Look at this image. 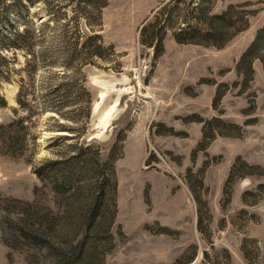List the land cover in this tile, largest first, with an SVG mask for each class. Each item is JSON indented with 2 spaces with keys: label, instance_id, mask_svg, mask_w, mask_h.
Returning <instances> with one entry per match:
<instances>
[{
  "label": "rangeland",
  "instance_id": "rangeland-1",
  "mask_svg": "<svg viewBox=\"0 0 264 264\" xmlns=\"http://www.w3.org/2000/svg\"><path fill=\"white\" fill-rule=\"evenodd\" d=\"M211 1L210 14L230 4L257 10L222 48L174 39L196 24L190 16L198 0H107L94 32L83 0H34L23 10L0 0V30L30 19L37 56L54 52L37 81L74 75L90 94L87 120L82 112L79 121L51 111L34 116L37 139L11 152L3 125L26 116L14 111V71L25 58L1 50L8 59L0 60V264H264V82L252 69L256 57L251 75L237 64L264 26V0ZM162 6L169 30L155 57L140 29ZM76 27L80 42L91 33L103 40L100 57L79 72L56 54L64 32ZM88 144L83 168L43 169ZM108 159L114 175L100 195L95 170ZM70 170L77 177L68 184Z\"/></svg>",
  "mask_w": 264,
  "mask_h": 264
},
{
  "label": "trees",
  "instance_id": "trees-1",
  "mask_svg": "<svg viewBox=\"0 0 264 264\" xmlns=\"http://www.w3.org/2000/svg\"><path fill=\"white\" fill-rule=\"evenodd\" d=\"M83 1L89 6V10L87 11H85L84 7L81 8V10L87 14L85 16L86 25L91 32H94V26L100 25V8L106 4L107 0ZM33 2L34 0H11V5L14 7L17 6L18 9L23 10ZM211 2V0H198V4L192 9L194 15L190 16L196 21V24L180 27L178 31L173 32V37L177 42L195 43L206 46L213 45L216 48H222L235 35L247 28L248 16L254 15L257 12V10L253 9H244L243 7L246 4L238 6L230 4L223 12L219 14H210ZM205 4L207 5L205 6ZM174 11L175 8L173 7L170 9L169 13L172 15ZM160 13H164L163 6L152 15L154 21L147 22L140 29L142 43L153 48L155 57L163 52V41L169 30L168 23L163 19H159L161 17ZM187 18H189L188 15ZM170 29H172V27H170ZM36 38V29L30 19L23 20L20 26H9L7 29L0 30V60L7 61L8 59L1 50L20 51L25 58L24 65L20 69L14 71V73L19 76L16 94L17 108L14 109V111L17 113L18 109H21L26 112V116H17L8 124L3 125L7 136L4 145L11 152H19L17 150H22L28 138L32 140L37 139V134L32 131V127H35V123L33 124L34 116L51 111L61 115V117L79 121L78 116L80 112L84 114L83 116L86 120L90 114V94L85 88L83 78L79 79L72 75L71 79L55 82L53 84L44 83L43 81L41 84L37 81L36 77L39 73L40 66L42 68L49 67L53 63L51 58L54 57V52H52V54L44 50L39 53L38 57L35 51ZM80 38L81 33L77 27L71 35L64 32L62 44L56 52L57 55L61 54L63 57L62 62L65 66H72L75 64L78 72L82 65L93 63V57H100V50L103 48V40L100 34L91 33L87 35L82 42H80ZM261 41H264V26L257 31L255 39L248 48L243 51L240 60L237 62L238 65H247L246 69L248 75L252 73L250 63L255 57L261 60L264 69V46L261 49L258 45ZM256 45L257 50L255 51ZM5 72L3 77L5 80H9V72H11V69L7 68ZM54 77L55 75H51L52 80ZM220 96L221 93L217 89L215 100L220 98ZM3 102L4 101L0 99V104ZM69 107L73 109H66L67 111H63L65 108ZM74 110L75 113L71 115ZM24 120L27 121L26 125L23 124ZM56 129L60 131L78 132L79 135H81L85 131V125L78 126L76 129L74 127L57 125ZM89 145L91 144L76 147L78 151L74 155L60 159L46 160L43 169L48 168L47 172H51L56 168L63 167L60 171H65L70 162H79L81 163L79 167L83 168L85 166L84 163L87 161L82 158L81 151L88 149ZM97 165L98 169L95 170V173L101 178L99 192L100 195H102L105 186H108L111 179H113L114 171L111 164H109V159ZM76 177L75 173L70 170L68 174L63 175V182L65 181L71 184ZM81 180L82 179H78L77 184ZM55 187H57V191L61 193L65 192L63 187L61 188L59 185ZM95 214L96 206L94 205L93 213L88 215L89 219L91 220L92 216Z\"/></svg>",
  "mask_w": 264,
  "mask_h": 264
},
{
  "label": "crops",
  "instance_id": "crops-1",
  "mask_svg": "<svg viewBox=\"0 0 264 264\" xmlns=\"http://www.w3.org/2000/svg\"><path fill=\"white\" fill-rule=\"evenodd\" d=\"M263 24H264V22H263ZM262 24V25H263ZM262 25H260V27L262 26ZM259 28V27H258ZM256 34V33H255ZM255 34H254V37H253V39L255 38ZM252 39V40H253ZM251 40V41H252ZM249 45V44H248ZM247 45V46H248ZM247 46H246V48H247ZM245 48V49H246ZM245 49H244V51H245ZM252 69L255 71V76H257V79H259V80H262L263 82H264V69H263V64H262V62H261V60L260 59H254L253 60V63H252Z\"/></svg>",
  "mask_w": 264,
  "mask_h": 264
}]
</instances>
